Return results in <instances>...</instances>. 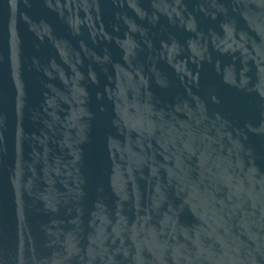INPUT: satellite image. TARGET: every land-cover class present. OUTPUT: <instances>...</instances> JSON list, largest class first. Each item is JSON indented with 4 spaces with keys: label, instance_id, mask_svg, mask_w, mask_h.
I'll list each match as a JSON object with an SVG mask.
<instances>
[{
    "label": "water",
    "instance_id": "water-1",
    "mask_svg": "<svg viewBox=\"0 0 264 264\" xmlns=\"http://www.w3.org/2000/svg\"><path fill=\"white\" fill-rule=\"evenodd\" d=\"M0 264H264V0H0Z\"/></svg>",
    "mask_w": 264,
    "mask_h": 264
}]
</instances>
